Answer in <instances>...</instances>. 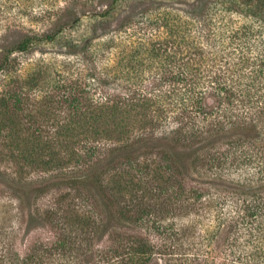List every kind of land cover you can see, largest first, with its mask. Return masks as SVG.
Segmentation results:
<instances>
[{
  "label": "trees",
  "instance_id": "trees-1",
  "mask_svg": "<svg viewBox=\"0 0 264 264\" xmlns=\"http://www.w3.org/2000/svg\"><path fill=\"white\" fill-rule=\"evenodd\" d=\"M104 2L91 15L99 26L128 0ZM139 2L149 7L101 35L73 40L62 28L19 43L28 53L40 37L63 39L76 59L45 94L56 122L31 128L30 160L52 173L32 183L0 172L24 233L63 237L24 254L0 244V264H264V35L238 23L242 0ZM11 54L0 60L11 99L1 105L15 113L38 95L10 88ZM39 63L33 81L55 65ZM55 190L67 191L63 205L36 209Z\"/></svg>",
  "mask_w": 264,
  "mask_h": 264
},
{
  "label": "rangeland",
  "instance_id": "rangeland-1",
  "mask_svg": "<svg viewBox=\"0 0 264 264\" xmlns=\"http://www.w3.org/2000/svg\"><path fill=\"white\" fill-rule=\"evenodd\" d=\"M139 1L120 2L121 4L119 3L113 8V18L104 22L103 26H99L96 20L91 19V15L95 12L104 13L110 9L111 5L105 4L104 0H0V60L10 53H12L11 59L19 58L17 69L13 68L10 73L12 74L9 82L10 88L23 92L29 90L38 95L36 100L34 98L23 100L20 109L15 113L6 110L1 105L2 98L11 99L8 95L4 97V92L9 88H3L5 79L0 75V172L16 178L22 176L21 178L25 181L32 183L40 182L41 179L52 173H48L43 166H37L43 165L42 162L34 165L30 160L34 157L31 128L35 124L45 126L55 121L45 117V112L50 107L47 104L49 99L46 98V91L51 90L53 86L62 85L64 77L61 73L62 64L76 60L67 55L66 41L63 39L56 43H49L40 37V43L28 53L16 52L19 43L32 35L44 36L48 35V32L62 28H65L62 32L63 36L73 40H80L85 35H93L94 28L97 29V35H101L105 29H117L121 21L129 14L143 11L144 8L149 7V3L141 4ZM242 1L246 6L242 5L241 9H237L239 13H236L235 17L238 19V23L251 26L255 31H260V34L264 35V0H251L252 3H246L247 0ZM183 3L184 1H175V7L181 10L191 9L188 4ZM76 14L82 18L79 23L75 22ZM39 60H41L39 63L41 65H55L50 72L41 74V77L38 76L33 81L35 72L39 71L36 70V63ZM12 81H18V83ZM87 81H91V88H93V80L88 79ZM68 121V119L60 120V122ZM42 158L39 161L47 160V157ZM71 168L72 166L65 167V169ZM105 181L113 183L110 176ZM4 191L0 190L1 245L9 241L15 242L20 253L24 254L32 248L36 241L50 245L54 239L56 241L63 237L60 231L47 228L25 234L20 203ZM66 193L65 190H55V192L41 196L36 202L37 208L36 206L35 208L43 211L63 205ZM65 203H69L74 209L75 205L80 203V198L72 193ZM72 216L73 214H71L70 220Z\"/></svg>",
  "mask_w": 264,
  "mask_h": 264
}]
</instances>
